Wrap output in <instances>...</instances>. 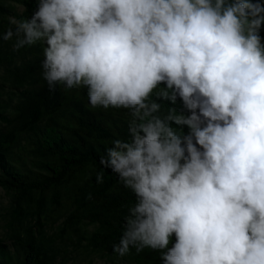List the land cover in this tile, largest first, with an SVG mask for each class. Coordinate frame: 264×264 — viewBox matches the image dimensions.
Segmentation results:
<instances>
[{
	"label": "clouds",
	"instance_id": "1",
	"mask_svg": "<svg viewBox=\"0 0 264 264\" xmlns=\"http://www.w3.org/2000/svg\"><path fill=\"white\" fill-rule=\"evenodd\" d=\"M12 23L15 49L42 43L49 90L132 117L100 161L135 195L115 253L264 264L262 0H37ZM178 97L189 114L161 116Z\"/></svg>",
	"mask_w": 264,
	"mask_h": 264
},
{
	"label": "trees",
	"instance_id": "2",
	"mask_svg": "<svg viewBox=\"0 0 264 264\" xmlns=\"http://www.w3.org/2000/svg\"><path fill=\"white\" fill-rule=\"evenodd\" d=\"M13 1L20 14L0 0V188L9 198L0 264H66L93 254L108 264H162L151 249L113 251L135 195L100 161L114 140L130 139L129 111L93 108L84 87L49 90L42 43L17 50L15 35L3 39L15 32L12 16L30 18L37 7V0ZM158 102L161 116L172 108L189 114L179 97Z\"/></svg>",
	"mask_w": 264,
	"mask_h": 264
},
{
	"label": "rangeland",
	"instance_id": "3",
	"mask_svg": "<svg viewBox=\"0 0 264 264\" xmlns=\"http://www.w3.org/2000/svg\"><path fill=\"white\" fill-rule=\"evenodd\" d=\"M4 2L9 5L12 8V11L15 13L20 14L22 12V6L19 3H16L13 0H4ZM264 2V0H262ZM17 19L12 16L10 18V22ZM12 26H16L15 23H12ZM262 35V32L260 33ZM9 203V198L5 195L4 191L2 188H0V238L3 237L4 232H5V215L3 212V208L7 207ZM66 264H108L106 263L105 259L102 258L98 254H93V255H81L77 260L75 261H69Z\"/></svg>",
	"mask_w": 264,
	"mask_h": 264
}]
</instances>
